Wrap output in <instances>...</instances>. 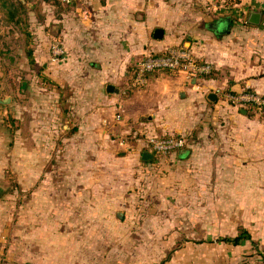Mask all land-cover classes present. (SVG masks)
<instances>
[{
  "label": "crops",
  "instance_id": "obj_1",
  "mask_svg": "<svg viewBox=\"0 0 264 264\" xmlns=\"http://www.w3.org/2000/svg\"><path fill=\"white\" fill-rule=\"evenodd\" d=\"M50 15L49 45L59 43L65 52L57 61L51 46L43 54L47 79L60 87L59 108L54 102L47 113L52 129L44 134L53 136L58 130L60 144L51 140L45 141V149L37 147L32 175L49 156L50 165L60 160L64 174L63 166L75 157V174L72 166L60 180L77 187L46 192L45 200L52 202L27 210L12 207V192H0V264H104L85 247V241L90 244L94 237L85 232L102 228L124 231V264H173L174 257L163 255L178 238L170 234L166 239L164 233L175 229L171 225L128 223L121 212L124 223L102 227L101 218L99 224L83 222L86 216H113L117 208L110 202L116 200L114 193L97 191L95 182L96 190L84 188L85 168L111 165L116 154L128 158L140 153L143 159L145 152L155 153L148 144L150 137L183 135L187 144L171 153L172 159L246 162L236 165L254 170L244 181L264 182V113L227 99L228 93L242 91L264 97V0H238L226 9L211 6L209 0H72L61 2L60 11L54 9ZM227 19L229 30L217 32L214 26ZM159 28L164 33L157 38ZM173 47H184L196 59L211 63L212 73L192 77L183 70H159L148 72L144 82L136 80L145 56L164 55ZM109 85L118 92L108 91ZM51 92L52 101H58L57 93ZM6 115L0 111V182H6L4 170L16 158L12 140L4 147ZM38 129L34 133L41 135ZM38 153L44 156L41 161ZM55 154L60 159L55 160ZM33 196L37 200L42 194ZM236 208L243 210L244 203ZM39 220L43 225L36 223ZM46 232L48 241L60 243L37 244V235L45 237ZM52 233H60V239H52ZM38 246L55 249L60 259L51 255L44 262L35 250Z\"/></svg>",
  "mask_w": 264,
  "mask_h": 264
},
{
  "label": "rangeland",
  "instance_id": "obj_2",
  "mask_svg": "<svg viewBox=\"0 0 264 264\" xmlns=\"http://www.w3.org/2000/svg\"><path fill=\"white\" fill-rule=\"evenodd\" d=\"M2 1L0 0V98L9 97L10 101L2 103L0 111L7 114L4 119V147L8 146L9 139L12 140L16 158L13 157L14 160L11 159L9 167L4 170L7 180L0 182V192L6 190L14 194L10 200L12 207L27 210L35 208L36 204L38 208H45L52 202L45 200L46 192H59L68 190L67 188L74 190L77 187L74 182L65 184L60 180V176L69 173L72 166L75 174V157L68 161L69 168L63 166V172L67 169L64 174L61 173L60 160H56L57 157L60 159L59 154H55L56 161L50 165L52 157L49 156L48 162H44L36 174L32 175V159L35 162L37 147L45 149V141L50 143L51 140L55 145L60 144L58 130H54L56 132L53 136L44 134L52 129L47 113L55 103L59 108L60 87L47 79L43 54L51 46L48 34L51 33L49 29L53 16L50 13L54 9L60 11L61 1L4 0L19 7L16 17L19 22L8 21V9L3 7ZM30 51L31 54L33 52L34 63L31 62ZM50 90L57 93L54 96L58 101H52ZM50 102L52 105L49 106ZM37 129L41 135L34 133ZM38 154V161L44 159L41 158L44 157L42 153ZM171 156L158 162H148L142 159L140 153L128 158H119L116 154L111 165L106 163L105 166L94 168L87 166L84 188L96 190L92 188L95 182L99 185L97 191L114 193L116 200L110 202H114L117 208L113 216L108 215L110 220L105 215L86 216L83 222L99 224L103 223L99 220L101 218L105 220L102 226L105 227L110 223H124L122 214L124 218L127 215L128 223L171 225L175 229L164 233L166 239L170 234H175L178 238L173 246L165 247L163 255L164 258L174 257L173 264H264V259L260 256L264 252L263 178L261 182H245V179L254 175V170L236 165L246 162L219 158L212 160L208 157L178 161ZM92 173L95 174L88 175ZM34 193H41L42 196L34 200ZM104 202L108 203L109 200ZM243 203V210L238 211L237 205ZM28 213L25 212V224ZM36 223L43 225L40 220ZM242 228L251 233V242L236 247L219 241L225 237L237 236ZM40 234L37 235L39 245L49 247L60 243L59 240L55 243L48 241L47 235L50 232H46L45 237L41 238ZM73 234L70 233V236ZM89 234L94 237L90 244V241H85L86 250L94 251L95 257L103 260L104 264L125 263L124 231H105L102 228L95 233L85 232L86 236ZM53 237L60 239L61 236L60 233H52V239ZM43 246H38L35 250L44 262L51 255L55 260L60 259L55 249L45 250Z\"/></svg>",
  "mask_w": 264,
  "mask_h": 264
},
{
  "label": "built area",
  "instance_id": "obj_3",
  "mask_svg": "<svg viewBox=\"0 0 264 264\" xmlns=\"http://www.w3.org/2000/svg\"><path fill=\"white\" fill-rule=\"evenodd\" d=\"M64 3H71L72 0H62ZM238 0H209L210 5L226 9ZM53 59L58 60L64 49L59 43L51 47ZM213 65L206 61L196 59L191 52L184 47H173L164 55L148 54L139 63L136 80L145 81L148 72L159 70H183L192 77L209 75L213 71ZM227 99L234 105H253L264 113V97L253 91H242L239 93H228ZM148 144L156 153L169 154L182 149L187 144L185 136H153L148 139Z\"/></svg>",
  "mask_w": 264,
  "mask_h": 264
},
{
  "label": "trees",
  "instance_id": "obj_4",
  "mask_svg": "<svg viewBox=\"0 0 264 264\" xmlns=\"http://www.w3.org/2000/svg\"><path fill=\"white\" fill-rule=\"evenodd\" d=\"M61 2H63L62 0H60ZM2 5L4 8H7L8 9V21L11 22V21H16V22H19L18 20H16V17H17V14L19 12V7L16 6L13 2H6V1H2ZM33 52L31 54V51H30V58H31V62L34 63L35 60L33 58ZM251 112V110H250ZM166 136H178V135H166ZM183 136V135H182ZM171 155V153L169 154H162V153H154L153 155H151L150 158L148 159H144V160H147L148 162H155V161H159L163 158H166L167 156ZM219 241H223L225 243H230L232 245H242L244 244L246 241H252V236H251V233L247 230V229H241L240 230V233L235 236V237H225L224 239L222 240H219ZM260 253V252H259ZM260 256L262 257V259H264V252H261L260 253Z\"/></svg>",
  "mask_w": 264,
  "mask_h": 264
},
{
  "label": "water",
  "instance_id": "obj_5",
  "mask_svg": "<svg viewBox=\"0 0 264 264\" xmlns=\"http://www.w3.org/2000/svg\"><path fill=\"white\" fill-rule=\"evenodd\" d=\"M255 20L254 21H258V18H259V14H255ZM229 28H230V19H227L225 22L223 21V22H220V23H217L215 26H214V29L217 31V32H221V33H226L228 30H229ZM163 33H164V31H163V29H156V31H155V34H154V36L155 37H157V38H160V37H162L163 36ZM108 91H110V92H118V89H116L113 85H109L108 86ZM215 95L213 94V95H210L209 97L210 98H213ZM2 103H8L9 101H10V98L9 97H7V98H5V99H3V100H0ZM151 157V155H150V153H148V152H145L144 154H143V158L144 159H148V158H150Z\"/></svg>",
  "mask_w": 264,
  "mask_h": 264
},
{
  "label": "flooded vegetation",
  "instance_id": "obj_6",
  "mask_svg": "<svg viewBox=\"0 0 264 264\" xmlns=\"http://www.w3.org/2000/svg\"><path fill=\"white\" fill-rule=\"evenodd\" d=\"M3 100V99H2ZM1 102V101H0ZM2 103V102H1Z\"/></svg>",
  "mask_w": 264,
  "mask_h": 264
}]
</instances>
